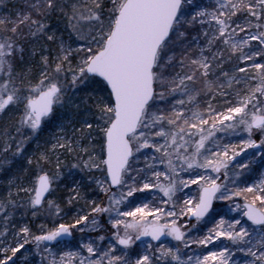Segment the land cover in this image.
<instances>
[{
  "label": "snow or ice",
  "instance_id": "6c2138e0",
  "mask_svg": "<svg viewBox=\"0 0 264 264\" xmlns=\"http://www.w3.org/2000/svg\"><path fill=\"white\" fill-rule=\"evenodd\" d=\"M0 121V264H31L27 246L40 264H264V171L245 173L264 168V0H23L0 15ZM73 169L87 183L53 198ZM102 216L110 235L64 250Z\"/></svg>",
  "mask_w": 264,
  "mask_h": 264
},
{
  "label": "rangeland",
  "instance_id": "374dc122",
  "mask_svg": "<svg viewBox=\"0 0 264 264\" xmlns=\"http://www.w3.org/2000/svg\"><path fill=\"white\" fill-rule=\"evenodd\" d=\"M22 7H23V0H10V3L7 4L6 8L3 11H0V15L7 14L8 10L15 11L17 9H22ZM50 23L56 25L61 30V32L65 36H67V33L63 32L64 25H63L62 21H57V20L53 19L52 21H50ZM38 49H39V46H38ZM37 59H38V57H37ZM34 71H35V69H34ZM3 122L4 121H0V123H3ZM242 135H244L246 137V134H242ZM47 137H48V131L46 130L41 136L40 143H43L44 139H46ZM253 138L258 140L259 139V134L258 133H254L253 134ZM233 142L239 143V139L234 137L233 138ZM32 147L34 148L35 145H32ZM253 151L254 150L249 149L248 150V154L252 153ZM244 158H245L244 156H241V157H238L237 159L238 160H242ZM62 159H64L65 164H68V165H70L71 163L75 162L73 160V158L70 157V156L62 157ZM250 167L253 168V170H254L253 173L249 174L247 172V170H245V173H246V175H251V177L253 179L258 178L260 173L262 171H264V168H261L259 161H257L256 164L251 165ZM62 171L67 173V169L66 168L62 169ZM0 178H1L0 179V194H3L6 191V189H7V181L10 178V176H9V174H7V172H5L3 170H0ZM242 179H243V177H242ZM76 180L82 181L83 183H87V181H86V179L84 177V174L80 173L76 169H73L72 172L66 176L65 180L58 185L57 192L55 193V196L53 198L59 197V194L61 193L62 190L65 191V185L66 184H70V183H72L73 181H76ZM193 187H195V186H193ZM85 191L87 192V195L90 198H94V197L97 196L98 201H102L103 200L102 199L103 198V194L99 193L98 190H96L94 194H93L94 191H92L91 189H87L86 188ZM82 202L83 201H81V203ZM220 203H224V202H220ZM74 208H76V207L75 206H70V207H67V209H65V211L68 214V212H70L73 209L74 211L70 212L71 213L70 215H72V214H75V211L77 210V209H74ZM68 209L70 211H68ZM19 211H21V210L17 211V216H16L17 222H20V219H21L20 215H19ZM65 216H67V215H65ZM24 219L28 220V221L31 220L32 223L35 222V228L38 229L37 231H39V226L41 224L45 225L46 222L47 223L49 222L50 224H52V222L55 219H57V218L49 217L46 212L42 211V212L38 213V215L36 217H31L30 214H29V215L25 216ZM90 219H91V217H90ZM108 228H109V225L107 223V218L102 216V217L99 218V231L91 232V233H82V232H79V231H74L73 237L71 238L72 240L66 245V247H64V250L65 251L78 250L77 249V244H78V242H81L82 238L87 239L89 237H95L97 235L108 236V235H110V232L106 231V229H108ZM37 234H39V232ZM27 247L29 248V253H27L26 255H28V259L31 262V264H40V257L38 255L34 254V249L32 248V246H27ZM194 250L197 251V252L199 251V249H196L195 245H193L192 249H187L185 251H188L189 253H191ZM54 251H59V249H54ZM233 259L243 262L244 260H247L249 258L243 256L240 253H237L236 256Z\"/></svg>",
  "mask_w": 264,
  "mask_h": 264
},
{
  "label": "trees",
  "instance_id": "16d2710c",
  "mask_svg": "<svg viewBox=\"0 0 264 264\" xmlns=\"http://www.w3.org/2000/svg\"><path fill=\"white\" fill-rule=\"evenodd\" d=\"M8 174V173H7ZM1 179V178H0ZM95 193V191L93 192V194ZM63 194H64V191L62 190L61 191V193L59 194V197L60 196H63ZM94 199H97V201H98V198H97V196L96 197H94ZM81 204H83V202L81 203ZM62 207H63V205H62ZM70 207V206H69ZM76 208H74V209H77L79 206H75ZM65 209H67V208H65ZM68 211H70L69 209H68ZM74 210L72 209L70 212H73ZM70 212H68V214H67V216H65L64 217V219L62 220V222H71L72 221V219H73V217H74V215L75 214H72V215H70L71 213ZM30 221V227L32 228V230L34 231V232H36V233H38L39 231H37L38 229H36L35 228V222H33L32 223V221L31 220H29ZM45 226L46 227H52V224H50L49 222L47 223H45Z\"/></svg>",
  "mask_w": 264,
  "mask_h": 264
},
{
  "label": "water",
  "instance_id": "95a60500",
  "mask_svg": "<svg viewBox=\"0 0 264 264\" xmlns=\"http://www.w3.org/2000/svg\"><path fill=\"white\" fill-rule=\"evenodd\" d=\"M103 200H104V197H103ZM67 240H70L71 239V237L70 238H66Z\"/></svg>",
  "mask_w": 264,
  "mask_h": 264
}]
</instances>
